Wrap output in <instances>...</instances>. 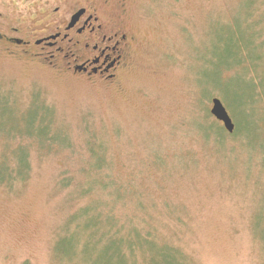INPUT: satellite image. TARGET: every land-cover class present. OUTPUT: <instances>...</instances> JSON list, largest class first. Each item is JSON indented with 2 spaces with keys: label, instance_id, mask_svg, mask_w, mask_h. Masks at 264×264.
<instances>
[{
  "label": "rangeland",
  "instance_id": "1",
  "mask_svg": "<svg viewBox=\"0 0 264 264\" xmlns=\"http://www.w3.org/2000/svg\"><path fill=\"white\" fill-rule=\"evenodd\" d=\"M22 1L0 0V30ZM87 1L134 38L113 82L0 43V155L30 166L0 184V264H99L84 242L61 241L89 199L75 189L98 144L127 191L117 215L139 217L142 202L189 264H264V0ZM214 97L242 132L223 145L195 127Z\"/></svg>",
  "mask_w": 264,
  "mask_h": 264
},
{
  "label": "trees",
  "instance_id": "2",
  "mask_svg": "<svg viewBox=\"0 0 264 264\" xmlns=\"http://www.w3.org/2000/svg\"><path fill=\"white\" fill-rule=\"evenodd\" d=\"M210 116L208 112L203 113L195 122V127L204 139L223 145L224 136L234 137L237 133H242L238 125L236 131L234 129L231 134L227 133L223 127L210 121ZM104 150L100 144L96 146V150H90L95 158L88 150V155L95 162L80 166L79 172L85 176V181L76 187V199H89L69 215V224L72 223L74 227L73 230H66L62 243L68 245L84 242L85 247L88 246L95 252L100 260L99 264H139V261L142 264H189L184 252L161 236L157 226L161 223L160 218L158 217L157 224L153 222L151 212L144 209L142 202L138 205L142 211H139L137 218L134 215L116 214V204L125 201L127 191L122 182H116L112 178ZM4 155H0V184L9 188L29 177L30 166L25 174L22 169L14 167L8 161L6 163ZM69 183L66 175L60 180L63 186Z\"/></svg>",
  "mask_w": 264,
  "mask_h": 264
},
{
  "label": "flooded vegetation",
  "instance_id": "3",
  "mask_svg": "<svg viewBox=\"0 0 264 264\" xmlns=\"http://www.w3.org/2000/svg\"><path fill=\"white\" fill-rule=\"evenodd\" d=\"M15 12L14 24L0 30V43L12 54L105 82L116 80L129 63L133 36L94 1L23 0ZM8 17L0 11V27Z\"/></svg>",
  "mask_w": 264,
  "mask_h": 264
},
{
  "label": "water",
  "instance_id": "4",
  "mask_svg": "<svg viewBox=\"0 0 264 264\" xmlns=\"http://www.w3.org/2000/svg\"><path fill=\"white\" fill-rule=\"evenodd\" d=\"M210 114L222 123L223 128L228 133H232L234 131L233 120L219 98L214 97L211 99Z\"/></svg>",
  "mask_w": 264,
  "mask_h": 264
}]
</instances>
